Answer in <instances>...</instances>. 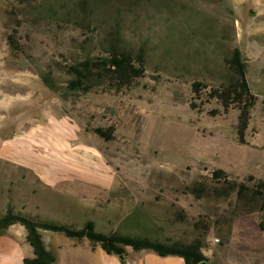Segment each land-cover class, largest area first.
Here are the masks:
<instances>
[{"label":"rangeland","instance_id":"obj_1","mask_svg":"<svg viewBox=\"0 0 264 264\" xmlns=\"http://www.w3.org/2000/svg\"><path fill=\"white\" fill-rule=\"evenodd\" d=\"M114 46L145 53V78L122 93L71 91L68 67ZM237 51L259 99L247 145L236 111L211 117L189 106L193 83L220 85ZM0 67V81L28 87L0 91V219L11 210L166 245L192 243L197 223L211 222L203 263L264 264L263 202L221 198L211 184L217 169L246 184L264 180V0H0ZM33 107L40 114L27 116ZM31 118L64 127L43 138L40 129L3 135ZM113 128V140L101 136ZM40 233L54 264H173L130 248L123 262L87 238ZM28 237L19 222L1 227L0 264L33 259Z\"/></svg>","mask_w":264,"mask_h":264},{"label":"trees","instance_id":"obj_2","mask_svg":"<svg viewBox=\"0 0 264 264\" xmlns=\"http://www.w3.org/2000/svg\"><path fill=\"white\" fill-rule=\"evenodd\" d=\"M229 74L218 86H209L203 82H194L192 85V97L189 102L190 109L195 113H207L211 117L228 115L233 111L238 113L236 136L240 145L248 144V131L252 120V114L258 106V96L253 92L247 78L246 65L242 56L237 51L228 62ZM71 77L68 83L73 92L88 93L96 88L103 87L122 93L131 90L139 80L145 78L147 61L143 51L133 53L122 47H111L103 55L86 57L82 62L72 64L67 69ZM45 83L56 90L53 83L44 79ZM216 104V109L209 110L208 106ZM115 130L101 135L106 140H113ZM251 182L242 183L230 178L224 169H217L212 173V188L222 192L221 198L234 195L236 202L242 199L251 204L263 202L264 204V180L250 177ZM196 186V185H195ZM193 187V193L200 190ZM19 222L26 227L29 233V241L34 250V258L24 260L25 264H54L55 255L50 252L43 241L41 230L64 233L73 238H87L94 247L99 244L107 255H115L124 262L129 257L128 248L133 252L148 251L161 258L180 257L185 264H203L201 251L205 248L206 239L213 228V224L198 222L202 229L196 230L197 238L192 243L163 244L148 238L126 236L120 233L109 235L96 231L93 223H87L80 229L67 227L63 224L47 221H35L23 215H15L11 210L0 219V228ZM264 230V221L260 225ZM199 230L203 231V237L199 238Z\"/></svg>","mask_w":264,"mask_h":264},{"label":"bare ground","instance_id":"obj_3","mask_svg":"<svg viewBox=\"0 0 264 264\" xmlns=\"http://www.w3.org/2000/svg\"><path fill=\"white\" fill-rule=\"evenodd\" d=\"M2 74H5L6 75L7 72L5 71V68L2 69L0 67V75H2ZM0 91H2L6 96H9V97L12 96V95H15V96L18 95V96H20V95L25 94V93L28 92V87L27 86H19V85H17V83H13L9 79H6V80H3L2 79L0 81ZM25 102H26V104H29L30 105V104L33 103V105H34V102L33 101H25ZM26 108H28V110L31 111V108L30 107L27 106ZM33 110H35V113H33V112L32 113L27 112V116L33 117V116H37V115L40 114V110L39 109L33 107ZM57 127H59L60 129H63L64 124H63L62 120H60V121H55V120L54 121H48V120H45V122L42 123L41 121H36L35 122L31 118L30 121H29V123L26 125V127H23V128L21 127L20 128V126L19 127L16 126V128H13V130L3 131V133H4L3 135L5 137H9L14 131H20V130H23V129L26 130L29 135H31L30 132L32 131V129H35V130H39L40 129L42 131V133L37 132V133H35V135L38 138H43L45 132L49 128L55 129V131H58L57 130L58 129ZM1 133L2 132L0 131V134ZM29 142L32 144L31 140H29ZM31 147H33V148L35 147L41 155L44 154V148L43 147H36V146H33V144L31 145Z\"/></svg>","mask_w":264,"mask_h":264},{"label":"crops","instance_id":"obj_4","mask_svg":"<svg viewBox=\"0 0 264 264\" xmlns=\"http://www.w3.org/2000/svg\"><path fill=\"white\" fill-rule=\"evenodd\" d=\"M145 252H147V251H143V252H134V256H141L142 257V254H144ZM130 254V253H129ZM140 257V258H141ZM169 258H171V259H169ZM165 259H167L166 260V262H168V263H173V264H185V261H184V259H182V258H180V257H167V258H165Z\"/></svg>","mask_w":264,"mask_h":264},{"label":"water","instance_id":"obj_5","mask_svg":"<svg viewBox=\"0 0 264 264\" xmlns=\"http://www.w3.org/2000/svg\"><path fill=\"white\" fill-rule=\"evenodd\" d=\"M203 264H206V263H203Z\"/></svg>","mask_w":264,"mask_h":264}]
</instances>
